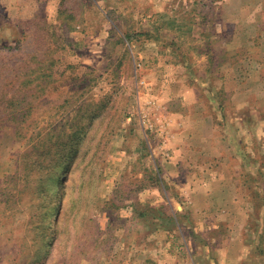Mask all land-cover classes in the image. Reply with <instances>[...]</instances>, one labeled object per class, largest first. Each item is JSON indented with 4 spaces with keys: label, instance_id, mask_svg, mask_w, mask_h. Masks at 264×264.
<instances>
[{
    "label": "rangeland",
    "instance_id": "rangeland-1",
    "mask_svg": "<svg viewBox=\"0 0 264 264\" xmlns=\"http://www.w3.org/2000/svg\"><path fill=\"white\" fill-rule=\"evenodd\" d=\"M0 264H264V0H0Z\"/></svg>",
    "mask_w": 264,
    "mask_h": 264
},
{
    "label": "crops",
    "instance_id": "crops-1",
    "mask_svg": "<svg viewBox=\"0 0 264 264\" xmlns=\"http://www.w3.org/2000/svg\"><path fill=\"white\" fill-rule=\"evenodd\" d=\"M203 210H204V211H210V212L216 211L213 207H212L210 210H208L207 208H204ZM217 210H218V209H217Z\"/></svg>",
    "mask_w": 264,
    "mask_h": 264
}]
</instances>
